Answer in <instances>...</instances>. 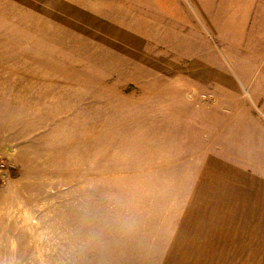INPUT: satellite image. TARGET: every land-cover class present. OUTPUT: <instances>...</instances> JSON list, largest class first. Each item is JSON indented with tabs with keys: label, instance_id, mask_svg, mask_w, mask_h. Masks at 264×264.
I'll use <instances>...</instances> for the list:
<instances>
[{
	"label": "rangeland",
	"instance_id": "374dc122",
	"mask_svg": "<svg viewBox=\"0 0 264 264\" xmlns=\"http://www.w3.org/2000/svg\"><path fill=\"white\" fill-rule=\"evenodd\" d=\"M78 1L140 27L155 19L177 66L204 62L234 95L255 96L264 16L254 25L250 0H165L172 13L154 0ZM58 7L0 0V264H264V185L230 189L219 170L182 160L176 123L130 110L134 87L109 81L121 57ZM204 90L209 104L222 96ZM238 132L241 158L264 174L263 132ZM226 140L237 149V127ZM234 191L244 200H225ZM236 208L225 259L221 230Z\"/></svg>",
	"mask_w": 264,
	"mask_h": 264
},
{
	"label": "crops",
	"instance_id": "0c3cea01",
	"mask_svg": "<svg viewBox=\"0 0 264 264\" xmlns=\"http://www.w3.org/2000/svg\"><path fill=\"white\" fill-rule=\"evenodd\" d=\"M57 1L60 13L74 24L102 33L116 55L121 57L119 63L110 67L109 81L113 86H122V89L134 87L133 92L123 93L135 99L130 104V110L138 113L137 110L141 109L139 112H144L146 119L161 120L168 117L172 123H176L177 138H182L187 152L182 160L197 161L203 174L211 169L219 170L225 174V183L230 189L251 187V182L264 185V174L255 170L251 160L249 163L240 156L243 144L238 132L244 126L249 129L256 127V132L264 134V66L259 64L255 69V96L249 91V97H245L244 89L243 94L237 91V95H234L228 90L231 87L221 81L218 68L204 62L177 66L174 55L172 57L162 51V42L167 40L166 32L162 31L161 23H156L155 19L152 24L149 23V27H140L135 18L121 20L118 16L99 12L97 1H89L92 6L78 0ZM154 1L161 11L172 13L168 1ZM238 4L242 9V0ZM249 7L251 18H255L256 14V21H253L255 25L264 16V0H250ZM148 49L154 55H148ZM208 84L216 85L222 93L220 97L213 95L214 100L210 104L202 97L208 96L204 90ZM215 121L218 126L216 131H212L211 124ZM236 127L235 150L229 147L232 143L227 144L226 138ZM234 192L225 200H244L241 195H237V191ZM248 195L256 200L254 193ZM227 215L233 219L227 218L224 222L225 227L221 232L224 233L225 241L222 248L225 250V259H230L234 256V250H237V225L241 224V220L237 222L235 218L241 217V214L236 208L228 210ZM220 263L237 264V261L224 260Z\"/></svg>",
	"mask_w": 264,
	"mask_h": 264
}]
</instances>
